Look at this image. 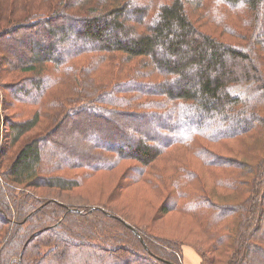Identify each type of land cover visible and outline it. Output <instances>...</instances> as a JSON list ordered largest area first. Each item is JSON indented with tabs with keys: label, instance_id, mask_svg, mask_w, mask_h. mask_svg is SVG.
Wrapping results in <instances>:
<instances>
[{
	"label": "trees",
	"instance_id": "obj_1",
	"mask_svg": "<svg viewBox=\"0 0 264 264\" xmlns=\"http://www.w3.org/2000/svg\"><path fill=\"white\" fill-rule=\"evenodd\" d=\"M23 103L38 108L7 112ZM228 140L248 150L209 146ZM124 159L163 214L208 233L211 264L222 249L225 264H264V0H0V264H185L186 242L33 190Z\"/></svg>",
	"mask_w": 264,
	"mask_h": 264
},
{
	"label": "rangeland",
	"instance_id": "obj_2",
	"mask_svg": "<svg viewBox=\"0 0 264 264\" xmlns=\"http://www.w3.org/2000/svg\"><path fill=\"white\" fill-rule=\"evenodd\" d=\"M237 31L238 33H243L245 32V29H243V27H238ZM229 39L237 42L240 41L236 37H229ZM242 43L244 44V41H242ZM52 68L53 67H51L50 69V74L55 72L54 70H52ZM15 76H17V73L15 74ZM12 78L13 77H11L10 79ZM66 88H69V85H66ZM66 91L68 90L66 89ZM36 107L37 106L32 103H23L14 106L7 112H17V117L23 119L31 116L33 112L38 108ZM42 122H45V120L42 119ZM64 127L65 126L60 128L58 132L65 133L66 128ZM76 128H80V125L76 124L72 126L70 131H73ZM5 131L9 132V129H5ZM200 141L201 140H199V143H201ZM255 142L256 140L249 141L248 145H250V150L247 154V156L252 154L251 158L254 160L257 159V156L260 155V152L262 150L256 147L254 149L251 148V144L254 145ZM227 143L228 144H225L224 146L219 144H209V146L212 147L216 152H220V154L222 153L226 156H234V154L232 153V151L234 150L240 151V149L235 146L233 140H228ZM57 144L60 145L59 143ZM67 146V148H72L74 150L77 149L75 148V146H71L69 144ZM14 148L15 145L13 146L12 150ZM226 148L230 149V151ZM82 149L83 147H81V150ZM246 149L248 150V148L244 146L243 149H241V151L236 154V156L241 157L242 151L244 152L246 151ZM74 152L77 153V150H75ZM190 157L192 161L201 163L193 156L190 155ZM61 160H65L64 156ZM158 165H161V162ZM51 166L55 173L63 176L80 178V175L83 173L82 168H57V165L52 164H50V166L48 167ZM136 166H138V163H136V161L131 159H124L119 161V163H117V165H115L114 167L112 166V171H101L85 181L84 184H82V186L80 187H75L71 190H63L42 186V188H33V190L45 199L52 198L74 206L85 207L95 204L106 206L109 205L110 207L123 213L128 217L129 220L139 224L140 226L148 228L157 235L171 238L181 243L182 241L186 242V244L188 245L187 250L189 253L195 251V246L199 247L206 252L211 264V259L212 256L214 257L215 251L212 250V247L210 245V238L208 237V233L201 226H197L196 222L193 219L189 217H183L178 212L171 211L167 214H163L160 207L162 203L161 199L154 196L144 183H134L130 180L129 176L126 177L127 174L130 175L131 170ZM203 175L207 178L205 174ZM127 179L132 183L130 184L129 182H127ZM124 183H128L130 185L124 186ZM216 254V264H225L228 259L227 257L231 256V253L226 249H222L216 252ZM183 261L185 264H196L194 257H191L189 255L187 257H184ZM197 264H201V262H198Z\"/></svg>",
	"mask_w": 264,
	"mask_h": 264
},
{
	"label": "water",
	"instance_id": "obj_3",
	"mask_svg": "<svg viewBox=\"0 0 264 264\" xmlns=\"http://www.w3.org/2000/svg\"><path fill=\"white\" fill-rule=\"evenodd\" d=\"M127 225L133 229V231L140 237L141 241L145 244V246L148 247L143 236L139 233V231L129 223H127Z\"/></svg>",
	"mask_w": 264,
	"mask_h": 264
},
{
	"label": "crops",
	"instance_id": "obj_4",
	"mask_svg": "<svg viewBox=\"0 0 264 264\" xmlns=\"http://www.w3.org/2000/svg\"><path fill=\"white\" fill-rule=\"evenodd\" d=\"M188 256V251L187 252H185V257H187Z\"/></svg>",
	"mask_w": 264,
	"mask_h": 264
}]
</instances>
